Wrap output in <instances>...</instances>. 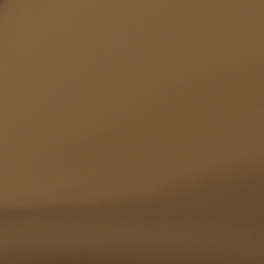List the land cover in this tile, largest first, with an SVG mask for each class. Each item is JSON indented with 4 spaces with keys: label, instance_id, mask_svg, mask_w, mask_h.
Instances as JSON below:
<instances>
[{
    "label": "clouds",
    "instance_id": "9594fccd",
    "mask_svg": "<svg viewBox=\"0 0 264 264\" xmlns=\"http://www.w3.org/2000/svg\"><path fill=\"white\" fill-rule=\"evenodd\" d=\"M262 177L264 0H0V252L261 264Z\"/></svg>",
    "mask_w": 264,
    "mask_h": 264
},
{
    "label": "water",
    "instance_id": "95a60500",
    "mask_svg": "<svg viewBox=\"0 0 264 264\" xmlns=\"http://www.w3.org/2000/svg\"><path fill=\"white\" fill-rule=\"evenodd\" d=\"M257 198L264 217V177L257 185ZM129 205L126 208L134 209ZM0 264H224L211 257L127 249H35L0 252ZM264 264V260L261 261Z\"/></svg>",
    "mask_w": 264,
    "mask_h": 264
}]
</instances>
